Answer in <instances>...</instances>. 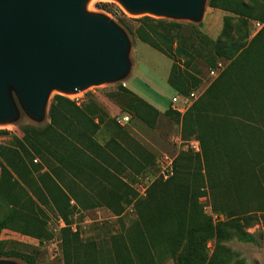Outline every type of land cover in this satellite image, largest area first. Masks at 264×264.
Returning a JSON list of instances; mask_svg holds the SVG:
<instances>
[{"label":"trees","instance_id":"16d2710c","mask_svg":"<svg viewBox=\"0 0 264 264\" xmlns=\"http://www.w3.org/2000/svg\"><path fill=\"white\" fill-rule=\"evenodd\" d=\"M101 6L106 10L107 4ZM208 6L226 15L219 38L215 42L202 38L199 45L211 46L208 67L215 65L217 57L231 63L183 115L165 110L166 116L180 121L185 135L199 139L203 163L200 156L180 154L174 161L173 176L156 180L145 197L135 200L137 194L132 187L110 170L116 169L119 161L131 166L134 157L123 152L114 140L100 145L94 139L101 120L95 122L93 118L100 109L94 104L78 107L68 97L56 94L49 105L50 122L40 129L22 128L23 141L17 149L7 150L6 163L0 159V200L7 209L0 219V234L12 230L35 239L49 237L45 209L66 220L76 207L90 208L83 198L104 183L109 185L108 195L119 200L109 205L111 212L120 215L125 205L132 204L137 220L109 238L111 250L105 248L107 242L82 241L64 228V240L77 254L82 248L98 246L108 257H117V262L118 248L126 250L117 264H161L165 258L173 264L239 262L222 243L232 237L251 240L241 222L247 226L258 219V214L264 217V68L249 55L247 29L237 40L224 42L222 37L233 18L242 27L260 21L263 27L259 32L263 33L264 0H208ZM131 20L137 24L129 29L132 35L168 58L188 57L186 68L195 60L193 52L202 56L193 47L192 35L183 33L182 23L150 15ZM167 83L174 97L188 95L200 81L174 62ZM121 89L132 96L127 105L141 121L147 122L149 115L155 120L158 110L131 90ZM35 157L41 163H33ZM202 170L213 191L212 208L226 213L229 220L225 222L214 225L197 202L204 193ZM213 179H223L224 183L232 179L231 186L222 190L226 199L234 200L232 206L216 202ZM210 240H214L211 254L207 251ZM8 243L0 239V258L18 257L35 264L34 257L8 247Z\"/></svg>","mask_w":264,"mask_h":264},{"label":"rangeland","instance_id":"374dc122","mask_svg":"<svg viewBox=\"0 0 264 264\" xmlns=\"http://www.w3.org/2000/svg\"><path fill=\"white\" fill-rule=\"evenodd\" d=\"M87 3L86 12L108 18L127 36L129 48L126 57L129 68L124 77L120 79L86 88L84 102L78 107L84 108L86 105H97L100 111L93 120L95 122H100L101 120V122L94 139L100 145L114 140L116 144L122 146L123 152H127L134 157V162L132 161L131 166L119 161L116 169L111 168L110 170L119 179L132 187L137 194L135 200H138L143 198L139 197L136 191L138 178L143 174L154 175L156 158L159 155L166 153L173 156L174 161L183 153L192 156L197 155L200 156L201 164L203 163L199 139L195 135H185L180 121L166 116L165 110L170 108L183 115L202 95L210 83L231 63V61L217 57L215 65L208 67L207 59L211 53V46L209 44L204 47L199 45L202 38L211 42H215L219 38L223 26V17L226 13L210 8L207 0L204 5L203 15L198 21L150 15L182 23L185 26L183 33L187 36L192 35L193 47L200 50L202 56H196L195 52H193L195 60L189 68H186L185 62L189 59L188 57L175 55L172 58H168L139 41L130 33L129 29L137 25L131 19L147 14H130L113 0H88ZM102 4H107L106 10L101 9L103 7L101 6ZM256 22H259L260 26H257ZM262 27L263 23L260 21H250L247 27H242L236 18H233L226 30L227 34L222 37V41L227 42L229 38L240 39L247 29L246 47H248L249 55L257 66L264 68V32H259ZM174 62L185 68L191 75H195L200 81L198 87L191 89L189 92V94L195 93L196 98L189 107L187 105L184 106L181 113L175 109L181 108L182 101L180 100L179 104L171 102L174 90L167 83V78ZM212 70H216V72L211 74ZM121 87L131 90L158 110L159 113L155 120H152L153 115H149L147 122L141 121L137 117L135 110L127 105L132 96L130 93L123 91ZM56 94L68 96L52 89L49 92L43 116L35 119L26 112L14 91H11L16 113L9 122L0 123V159L2 161L6 163L7 150L17 149L19 142L23 141L22 128L34 127L40 129L50 122L49 105ZM195 143H197V149L193 146ZM141 157L144 160H141ZM139 161L141 162L138 163ZM33 163L39 164L41 160L35 157ZM43 172H47L46 168L43 169ZM202 174L204 179L201 190L204 193L198 198V204L201 205L205 214L211 217L213 215L217 216L216 219L212 217L214 225L218 222L229 220L225 212L213 210V191L210 188V182L205 176L204 170H202ZM212 184L216 194V202L219 205L231 204L232 206L234 200L226 199L222 192V190H227L226 185L231 186L232 179L227 180L225 183L223 179H213ZM108 186V184L103 183L96 192L87 193V196L83 199L85 200L84 204L91 205L90 208L82 209L76 207L66 220L50 213L48 209L43 207V204H40L46 211L47 228L50 232L49 237L35 239L12 230H3L0 234V239L8 241V247L34 257L35 264H117L122 256L127 253L126 250L123 251L122 248H118L120 252L116 251V254H119L120 258H118L117 262V257H108V255L100 251L101 248L98 246L82 248L77 254L75 249L67 245L64 240L65 232L63 229L69 228L82 241H104L108 244L105 248L111 250L109 238L116 236L123 227L127 228L137 220V213L132 204L125 205L120 215H115L111 212L108 208L109 205L118 204L119 200H113L108 195L106 190ZM71 204L76 205L74 201ZM6 213L7 209L0 200V219ZM257 217V220H252L247 226L241 222L244 231L251 236V240H241L237 237H232L222 243L237 255L235 258L239 262L232 264H264V217L260 216V214ZM213 247L214 240L208 241L207 251L209 254H211ZM153 250L154 252L159 251ZM0 260L13 264H27L18 257H2ZM161 264L173 263L171 259L165 258Z\"/></svg>","mask_w":264,"mask_h":264},{"label":"water","instance_id":"95a60500","mask_svg":"<svg viewBox=\"0 0 264 264\" xmlns=\"http://www.w3.org/2000/svg\"><path fill=\"white\" fill-rule=\"evenodd\" d=\"M87 1L0 0V123L15 116L11 91L39 119L52 89L71 95L127 73V36ZM118 1L130 14L198 21L207 0Z\"/></svg>","mask_w":264,"mask_h":264},{"label":"built area","instance_id":"2783aa9c","mask_svg":"<svg viewBox=\"0 0 264 264\" xmlns=\"http://www.w3.org/2000/svg\"><path fill=\"white\" fill-rule=\"evenodd\" d=\"M255 24L257 26H260L259 22H256ZM214 72H216V70H212L211 74H214ZM67 97L77 106H80L85 99V90L75 94L68 95ZM195 98H196L195 93H190L189 95L186 96L177 94L171 98V102L172 103L176 102L179 104L180 100L182 101L181 108L175 109L176 111L181 113L182 108H184V106L186 105L187 107H189ZM193 146L195 149H197V143H195ZM173 174H174V157L166 153L159 155L156 158V170L154 172V175L143 174L140 176V178H138L136 191L139 197H144L146 195L148 188L153 182H155L156 180H162V181L168 180L173 176ZM212 217L213 219L217 218L216 215H213Z\"/></svg>","mask_w":264,"mask_h":264},{"label":"bare ground","instance_id":"6f19581e","mask_svg":"<svg viewBox=\"0 0 264 264\" xmlns=\"http://www.w3.org/2000/svg\"><path fill=\"white\" fill-rule=\"evenodd\" d=\"M113 1H115V2H117L125 11H127L124 7H123V5L118 1V0H113ZM88 4V3H87ZM87 4H86V8H87ZM128 12V11H127Z\"/></svg>","mask_w":264,"mask_h":264}]
</instances>
